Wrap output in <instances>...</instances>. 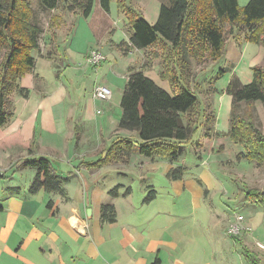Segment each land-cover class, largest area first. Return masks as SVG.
<instances>
[{
  "label": "crops",
  "instance_id": "crops-1",
  "mask_svg": "<svg viewBox=\"0 0 264 264\" xmlns=\"http://www.w3.org/2000/svg\"><path fill=\"white\" fill-rule=\"evenodd\" d=\"M166 1L148 2L149 17L144 18L149 24L156 22ZM129 36L110 40L113 44L123 40L129 47ZM96 41V47L81 52L80 60L71 52L48 46V55H39L31 72L17 84L26 96L16 90L9 99L10 118L0 127V178L16 171L13 177L24 174L25 181L0 189V264H152L156 259L159 264H248L244 252L250 250L240 238H229L224 226L237 214L230 205L239 196L245 203L249 200L241 193L234 200L228 196L221 177L215 175L214 162L204 164L207 153L196 156L191 150L196 160L188 165L181 163L180 155L175 161L145 158L134 144L127 158L96 165L115 141H135L133 133L117 130L121 110L117 114L111 100L92 98L96 86L108 89L102 79L106 74L100 76L103 84L97 83L106 58L97 73L88 63L89 52H100L97 47L104 43ZM236 43L238 48L246 47L242 40L226 46L230 44L228 53H234L239 62ZM257 46L255 55L243 65L244 85L251 81L253 67L264 66V49ZM133 50L129 55L141 53ZM134 62L124 65L127 72ZM87 68L96 76L91 85L80 74ZM143 72L167 91L164 80ZM126 80L127 75L123 85ZM227 100L220 105V114L214 115L215 129L208 136L204 128L196 132L197 143L200 139L209 142L211 137L216 141L219 133L228 131L232 98L227 96ZM218 144L225 146L222 154L229 148L236 155L230 137L219 138ZM39 158L47 159L51 173L66 181L63 193L28 192L36 172L22 165ZM175 169L182 170L176 180L169 177ZM114 188L117 197L112 198L109 192ZM150 191L154 198L145 203ZM102 205L113 206V224L100 221Z\"/></svg>",
  "mask_w": 264,
  "mask_h": 264
},
{
  "label": "trees",
  "instance_id": "trees-1",
  "mask_svg": "<svg viewBox=\"0 0 264 264\" xmlns=\"http://www.w3.org/2000/svg\"><path fill=\"white\" fill-rule=\"evenodd\" d=\"M58 2L39 0L47 11L55 10ZM69 2L70 11L78 9L88 18L94 0ZM99 5L105 13L109 12L110 0H99ZM119 9L130 23L129 50L159 49L163 65L160 77L168 82L171 91L161 89L143 70L129 69L119 103L121 116L117 130L133 133L135 141L122 138L115 141L96 165L127 158L134 144L145 158L175 161L180 155V146L186 144L193 133L204 128L205 136L209 135L211 129L206 125L213 121L209 115L201 123L197 120L198 99L188 85L190 71L185 58L188 56L197 63L206 58L216 62L222 58L228 42L241 40L264 49V0H249L241 9L237 0H167L161 4L154 24H149L131 8L121 6ZM30 18L26 0H0V127L10 118L9 99L13 92L19 90L26 96V90L19 89L17 84L34 67L31 53L38 50L41 29L30 24ZM251 71L252 79L248 84L231 80L225 89L233 105L229 137L233 144L244 149L235 157L237 162L244 160L261 166L264 164V130L256 126L251 116L235 115L234 111L240 103L259 102L264 109V66H255ZM22 166L36 172L28 190L30 194L41 189L47 193H63L62 185L66 181L51 173L47 159H31ZM181 173V169H175L169 177L176 180ZM117 190L112 189L109 196L117 197ZM243 193L246 200L264 207V189L244 187ZM153 198L154 192L150 191L144 202ZM115 220L113 206L102 205L100 221L113 224ZM244 254L248 264H260L253 253L245 250ZM152 264L159 261L156 259Z\"/></svg>",
  "mask_w": 264,
  "mask_h": 264
},
{
  "label": "rangeland",
  "instance_id": "rangeland-1",
  "mask_svg": "<svg viewBox=\"0 0 264 264\" xmlns=\"http://www.w3.org/2000/svg\"><path fill=\"white\" fill-rule=\"evenodd\" d=\"M84 1L85 0H80L82 3H84ZM149 1L150 0H110V10L108 13H105L99 6V0H94L90 15L88 18H84L81 15V11L78 9L74 11L69 10V6L71 5L69 0H59L56 9L52 11L44 10L39 4V0H26L30 10V24L41 29L37 40L38 50L33 51L31 55L34 61H36L39 55L46 53L48 55V46L53 47L54 45L57 52L63 53V50L71 52V55H76L74 59L80 60L79 57L83 55L81 54L82 51L87 50L90 46L96 47V39L104 42L97 47L106 58V63L103 62L104 65L102 70L99 69L97 83L103 84L100 82V76L106 74V77L102 76V79L105 80V85L108 86V90L111 92V101H109L113 105L115 112L119 114V101L125 82L124 78L128 74L127 69L124 68L127 61L135 60L132 65L133 68L129 69H136L138 67L137 70L146 71L148 76H153L155 78L158 76L160 81L163 80L160 77L163 71V65L159 49H155L152 52L150 50L141 51L142 54L140 52L136 54L132 53V57H127L132 54L129 55L128 45L123 41L124 38L126 39L127 36L130 35L131 30L127 17L119 8L121 6L124 9L131 8L148 18L149 11L147 10V5ZM248 1L249 0H237L238 7L240 9L244 8ZM119 2L120 4L118 6ZM91 36L93 38L92 41ZM119 36H122L123 40L120 41L118 39L116 44H113L110 39L113 38V40H116ZM239 36L241 39L242 36ZM229 45L224 48L223 57L216 62H212L210 59L206 58L197 63L188 56L185 58L188 62L190 71L188 85L198 99L197 120L200 123L208 115L214 118V115L220 114V105L228 103L227 96L228 98L231 96L225 93L224 88L227 87L231 80H237L241 85L245 84L243 83L246 80L242 72L243 65L248 59L250 60L258 50V46L254 44L245 43L246 47L239 46L238 48V44L236 43V50L241 53L240 60H242V62H240V60L237 62L236 55L234 53L231 55L228 53ZM112 50H116L120 54L116 56ZM67 54L70 56L69 53ZM112 65H114L113 71L110 69ZM221 70L223 72L218 75V72ZM80 74L83 78H86V81L89 78L87 81L88 85H91L96 77L90 68H87L86 71H81ZM111 80L115 82H111ZM160 81H158V83H161ZM23 82L27 84L25 80ZM165 82L166 90L171 91L170 85L167 81ZM237 106L238 107L234 109L235 115H243L245 117L251 116V120L255 122L256 126L260 130H264V109L259 102L251 104L240 103ZM215 125V118L210 125H206L210 127V133L215 129ZM229 129L227 132L223 131V133H219L216 137V141H212L211 137L209 142L204 143L202 139L197 143V133H193L188 142L180 146L179 157L181 158V163L193 165L191 162H193L195 158L191 150L195 152L196 156L201 152L207 153L204 164L211 165V163L214 162V165H216L215 175L221 177V181L229 192L228 196H232L234 200L240 193L244 195V187L248 189H264V164L258 166L254 162H247L244 160H241L242 162H237L235 159L236 155L244 152L243 147L240 145H234L233 152H236L235 156L233 155L234 153H229V148L227 153L222 154L225 146L218 144V139L224 138L225 136L229 137ZM205 130L206 129L203 130L204 133ZM223 141L221 142L224 143ZM199 145L201 146L198 147ZM14 174H16V171L7 172L4 178H0V189L10 183L16 186V182L19 184L25 181L24 174L18 179L13 177ZM1 175H3V173L0 174V176ZM216 200H218V197ZM227 206L228 205L225 207ZM230 207L234 212H237V214L244 218L247 229L237 238L243 241L244 246L250 250V252L256 253L258 255V260L264 264V249L259 250L256 245V243H259L264 246V207L256 205L250 200L245 203V200L240 198V196L238 202L233 203ZM229 225L230 223L224 226L225 233Z\"/></svg>",
  "mask_w": 264,
  "mask_h": 264
},
{
  "label": "built area",
  "instance_id": "built-area-1",
  "mask_svg": "<svg viewBox=\"0 0 264 264\" xmlns=\"http://www.w3.org/2000/svg\"><path fill=\"white\" fill-rule=\"evenodd\" d=\"M103 61H105L104 56L97 50H91L89 52L88 63L91 65L92 71L94 73H97ZM92 98L100 101H109L111 98V92L103 86H96L93 89ZM246 230L247 229L245 226L244 218L239 214H235L233 221L230 223L228 229L226 230V234L229 237L237 238L242 235ZM256 245L260 250L264 249L263 245L259 243H256Z\"/></svg>",
  "mask_w": 264,
  "mask_h": 264
}]
</instances>
